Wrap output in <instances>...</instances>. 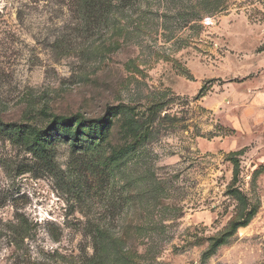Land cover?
Segmentation results:
<instances>
[{
  "label": "rangeland",
  "instance_id": "rangeland-1",
  "mask_svg": "<svg viewBox=\"0 0 264 264\" xmlns=\"http://www.w3.org/2000/svg\"><path fill=\"white\" fill-rule=\"evenodd\" d=\"M259 101L264 0H0V264H264ZM77 115L49 165L2 126Z\"/></svg>",
  "mask_w": 264,
  "mask_h": 264
},
{
  "label": "trees",
  "instance_id": "trees-1",
  "mask_svg": "<svg viewBox=\"0 0 264 264\" xmlns=\"http://www.w3.org/2000/svg\"><path fill=\"white\" fill-rule=\"evenodd\" d=\"M141 1L142 0H69V4L75 8L79 18L83 21L101 23L109 21L112 16L118 14L124 15L129 10L135 9ZM89 121H86L84 116L81 115L71 117L56 116L54 117L53 128H48L47 130L23 124L6 125L2 123V126H6L16 133L15 136H11L12 141L24 146L27 144L28 147L29 145L27 142L32 141L33 144L29 147V150L36 155H40L44 163L49 165V150L56 139L61 138L54 129L60 125L73 129L76 135L74 137H68V140H73L75 145L74 149L85 150L88 147L94 146L93 140L102 136L97 132L96 128L89 125ZM82 135L91 137L92 141L83 140L81 138ZM247 225L248 223L242 225V227H246ZM12 228L15 230V241H19L28 236L29 228L25 226L24 222L21 221L13 225Z\"/></svg>",
  "mask_w": 264,
  "mask_h": 264
},
{
  "label": "crops",
  "instance_id": "crops-1",
  "mask_svg": "<svg viewBox=\"0 0 264 264\" xmlns=\"http://www.w3.org/2000/svg\"><path fill=\"white\" fill-rule=\"evenodd\" d=\"M258 104H262V108H259ZM256 105V111H255V117H256V124H259L263 130H264V101H259V103H255Z\"/></svg>",
  "mask_w": 264,
  "mask_h": 264
}]
</instances>
